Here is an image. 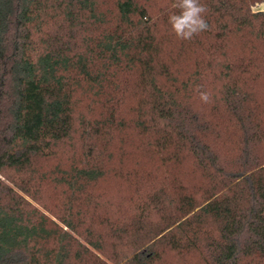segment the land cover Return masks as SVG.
<instances>
[{
    "label": "trees",
    "instance_id": "trees-1",
    "mask_svg": "<svg viewBox=\"0 0 264 264\" xmlns=\"http://www.w3.org/2000/svg\"><path fill=\"white\" fill-rule=\"evenodd\" d=\"M151 2L0 0V264H159L171 253L264 264V13L255 0H200L209 28L185 41L168 23L174 0L158 14ZM198 87L210 94L202 108ZM126 130L158 165L124 166L127 136L113 141ZM77 135L82 161L57 179L67 213H43L26 198L38 162ZM187 159L196 186L168 173ZM122 171L133 212L118 220L96 205L84 220L92 189Z\"/></svg>",
    "mask_w": 264,
    "mask_h": 264
},
{
    "label": "rangeland",
    "instance_id": "rangeland-1",
    "mask_svg": "<svg viewBox=\"0 0 264 264\" xmlns=\"http://www.w3.org/2000/svg\"><path fill=\"white\" fill-rule=\"evenodd\" d=\"M170 1L171 0H153V2H151L153 11L158 14L159 8L169 5ZM251 11L253 13H264V0H255L251 6ZM236 45L239 46V43L236 42ZM213 86L214 85L209 88L210 94L213 93ZM257 91L261 99L264 100V75L257 86ZM131 102L132 100L128 99V104ZM195 103L196 106L202 108V101L195 99ZM80 112L89 117H91V115L96 116V113L98 114V111L90 114L87 109H81ZM125 112L126 114L129 113L128 110H125ZM126 136L127 141L124 143V147L127 149L129 156H127L124 166L131 167L138 165L142 171H145L146 169L149 170L154 168L153 166L158 165L153 156L145 155L146 153H144L140 147L138 134L134 130H126L120 136L115 138L113 141V148H115V150L121 146V140ZM78 137L80 136L77 135V138L73 143L61 148L56 156L38 162L37 175L34 176V178L38 180V176L39 180L38 182L34 181L29 183L30 196L26 198L33 206L37 207L43 213L47 214L45 208L59 216H62L66 212V205L69 204V194L66 191L67 187L61 186L60 184L58 185L57 179L63 171H67L73 165L81 163L83 158L81 146L83 142ZM119 159L120 155L117 153L114 163H117ZM157 172H163V170L160 169ZM168 173L171 175V178L175 175L178 176L189 186H196L202 181L201 172L196 168L192 159L185 160L180 167L170 169L168 170ZM11 175L12 176L9 178L15 182L16 180L30 178V176L28 177L13 173ZM161 176H163V174ZM161 176H159L158 181H156L157 186H160L163 182ZM128 179V177L124 176V171H122L119 175L111 173L96 184V188H93L92 191L97 199H92L90 201L89 209L91 210V213L84 216V220L89 221L90 218H92L94 206L96 205H99L101 212L108 214L111 218L119 220L120 218L124 219L128 217V215L125 214H130V212H133L134 210V203L131 201V198L135 193V190L132 187L134 182L130 183ZM171 181L172 180H169L167 185H170ZM149 188L150 187H146V189ZM154 189H159V187H154ZM109 250L113 251V248L109 247ZM196 257V255H193L191 258H179L176 254L171 253L167 255L164 262L159 264H201Z\"/></svg>",
    "mask_w": 264,
    "mask_h": 264
},
{
    "label": "clouds",
    "instance_id": "clouds-1",
    "mask_svg": "<svg viewBox=\"0 0 264 264\" xmlns=\"http://www.w3.org/2000/svg\"><path fill=\"white\" fill-rule=\"evenodd\" d=\"M172 8L175 11L168 16L171 30L180 40L190 41L201 32L208 30L209 24L205 18L207 7L200 0H174ZM199 98L202 102L210 101L207 91L197 88Z\"/></svg>",
    "mask_w": 264,
    "mask_h": 264
}]
</instances>
